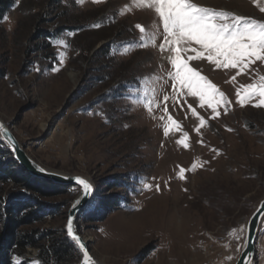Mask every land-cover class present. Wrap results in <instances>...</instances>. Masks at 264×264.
<instances>
[{"label":"rangeland","instance_id":"374dc122","mask_svg":"<svg viewBox=\"0 0 264 264\" xmlns=\"http://www.w3.org/2000/svg\"><path fill=\"white\" fill-rule=\"evenodd\" d=\"M194 2L264 21L254 0ZM154 23V45L141 41L135 26L152 31ZM162 42L154 10L133 0H14L0 21V117L38 163L92 180L93 202L76 228L102 264H233L264 196V107L255 106L258 96L241 106L236 92L264 75V63L237 75L206 59L189 62L229 101L215 116L198 97L174 93ZM76 187L56 196L26 192L42 218L21 229L65 232ZM21 191L4 186L0 212ZM38 253L26 247L12 260L40 264ZM251 264H264V218Z\"/></svg>","mask_w":264,"mask_h":264},{"label":"snow or ice","instance_id":"6c2138e0","mask_svg":"<svg viewBox=\"0 0 264 264\" xmlns=\"http://www.w3.org/2000/svg\"><path fill=\"white\" fill-rule=\"evenodd\" d=\"M95 2V0H94ZM137 7L153 9L163 29V42L159 45L161 52L168 51V61L171 71L168 77L172 81V88L176 95L186 92L187 96L198 97L199 106L205 104L211 109L215 116L221 105H228L229 101L223 92H220L207 77L200 74L198 70L189 66L193 60L206 59L216 68L237 69V75L244 72L256 61L264 63V21L244 15L229 12L223 9H215L202 6L194 0H133ZM261 12H264V3L254 0ZM141 32V41L147 39L153 45L157 37V25H151L152 31L146 30L141 25L135 26ZM63 43V41H61ZM141 46H147L141 44ZM65 47H68L65 44ZM182 54H184L182 56ZM66 55L60 54V63H63ZM58 71L59 69H55ZM235 81L236 76L231 78ZM237 89V102L243 106L245 102L255 97H260L256 107H264V75H259L253 84L241 85ZM175 99V96L172 97ZM164 101L169 97L164 96ZM151 112V103L145 105ZM191 115L199 119L201 126L205 124L203 117L199 116L194 108H191ZM167 112V108H164ZM214 118V117H213ZM163 119V117H161ZM171 119V117H169ZM175 124V121H172ZM179 127V125H177ZM199 132V128L196 129ZM0 132L8 135L5 126L0 123ZM169 127L164 126V133L167 136ZM187 136V133L184 134ZM181 143V141H177ZM9 146L15 149V142L9 136ZM187 148L188 144L184 143ZM195 165H193V170ZM43 171V170H42ZM184 169H180L179 178L183 179ZM77 185L82 186L85 196L90 195L92 186L85 178L75 177ZM150 188L151 185L145 184ZM159 186H157L158 189ZM79 201H76L78 204ZM75 207V204H74ZM67 235L79 246L83 252V264H95L85 249L78 235L74 234L73 218L69 216L67 221ZM233 229L229 234H235ZM231 259V257H229Z\"/></svg>","mask_w":264,"mask_h":264},{"label":"trees","instance_id":"16d2710c","mask_svg":"<svg viewBox=\"0 0 264 264\" xmlns=\"http://www.w3.org/2000/svg\"><path fill=\"white\" fill-rule=\"evenodd\" d=\"M13 1L0 0V21ZM7 185L23 191L7 196L1 206L0 216L5 219V224L0 235V264H14L13 253L21 252L26 247L38 248L37 258L40 264H74L72 260L77 258L78 252L64 231L44 233L36 229L23 230L21 227L38 222L42 218V214L34 209L40 203L34 196L26 199V192L35 196H56L75 186L31 176L17 163L8 147L0 140V191ZM98 219L100 220L101 216ZM20 264H25V261Z\"/></svg>","mask_w":264,"mask_h":264},{"label":"water","instance_id":"95a60500","mask_svg":"<svg viewBox=\"0 0 264 264\" xmlns=\"http://www.w3.org/2000/svg\"><path fill=\"white\" fill-rule=\"evenodd\" d=\"M0 123H2L5 126V129L8 133V135H5L4 132H0V140L8 147V149L12 153L17 163L24 170H26L31 176L40 178V179H46L53 183L64 184V185H74L79 188V193L77 197L74 199L73 203L71 204L68 210L67 220L65 223L64 230H65L67 238L74 245V247L80 254V258L77 264H83V252L79 249V246L75 243V241H73L71 237L67 235L66 226H67V221H68L69 216L73 218L74 234L80 237L81 242L85 245V249L88 251L89 255L91 256L95 264H102L91 253L90 248H89V240L83 237L82 235H80L76 228V220L79 214L85 209H87L93 202L95 186L92 180L80 174L64 173V172L56 171V170H53V169H50V168H47L41 165L25 151L24 147L21 145L20 141L17 139L14 132L10 128L9 123L5 122L1 117H0ZM9 136L15 142V149L9 146ZM75 177L85 178L88 182H90L92 186V191L90 195H87V196L84 195L83 188L82 186L77 185L74 179ZM76 201H79V203L76 204ZM74 204H75V207H74ZM263 218H264V196L257 202L255 208L253 209V211L250 213V215L248 216L246 220L243 243L239 251V254L233 264H251L252 263L255 257V253H256L257 235H258V231H259Z\"/></svg>","mask_w":264,"mask_h":264}]
</instances>
